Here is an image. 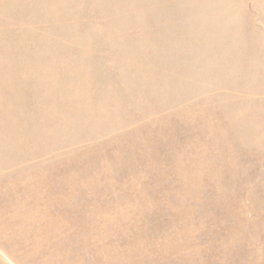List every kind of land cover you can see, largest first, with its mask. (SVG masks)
I'll list each match as a JSON object with an SVG mask.
<instances>
[{"label": "rangeland", "instance_id": "1", "mask_svg": "<svg viewBox=\"0 0 264 264\" xmlns=\"http://www.w3.org/2000/svg\"><path fill=\"white\" fill-rule=\"evenodd\" d=\"M0 264H264V0H0Z\"/></svg>", "mask_w": 264, "mask_h": 264}]
</instances>
